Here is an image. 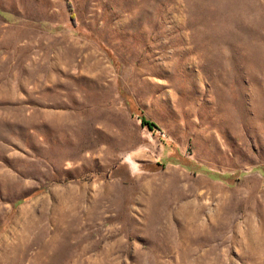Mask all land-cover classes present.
I'll return each instance as SVG.
<instances>
[{"label":"rangeland","instance_id":"1","mask_svg":"<svg viewBox=\"0 0 264 264\" xmlns=\"http://www.w3.org/2000/svg\"><path fill=\"white\" fill-rule=\"evenodd\" d=\"M0 264H264V0H0Z\"/></svg>","mask_w":264,"mask_h":264}]
</instances>
